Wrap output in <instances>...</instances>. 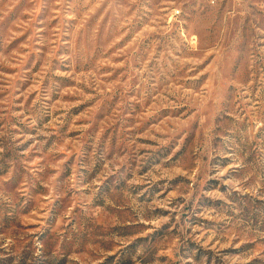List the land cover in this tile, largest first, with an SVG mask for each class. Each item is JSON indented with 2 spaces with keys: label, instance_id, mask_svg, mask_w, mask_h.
I'll list each match as a JSON object with an SVG mask.
<instances>
[{
  "label": "rangeland",
  "instance_id": "rangeland-1",
  "mask_svg": "<svg viewBox=\"0 0 264 264\" xmlns=\"http://www.w3.org/2000/svg\"><path fill=\"white\" fill-rule=\"evenodd\" d=\"M0 264H264V0H0Z\"/></svg>",
  "mask_w": 264,
  "mask_h": 264
},
{
  "label": "built area",
  "instance_id": "built-area-1",
  "mask_svg": "<svg viewBox=\"0 0 264 264\" xmlns=\"http://www.w3.org/2000/svg\"><path fill=\"white\" fill-rule=\"evenodd\" d=\"M180 14V10H176L175 12H173V16L179 15Z\"/></svg>",
  "mask_w": 264,
  "mask_h": 264
}]
</instances>
